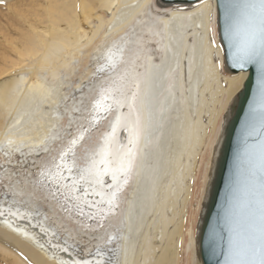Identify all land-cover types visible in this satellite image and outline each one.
Here are the masks:
<instances>
[{"label":"bare ground","instance_id":"1","mask_svg":"<svg viewBox=\"0 0 264 264\" xmlns=\"http://www.w3.org/2000/svg\"><path fill=\"white\" fill-rule=\"evenodd\" d=\"M3 6L0 35L15 37V60L0 48V264H176L198 159L210 148L189 231L192 264H201L197 229L247 77L226 70L215 0ZM93 135L100 142L89 152Z\"/></svg>","mask_w":264,"mask_h":264},{"label":"water","instance_id":"2","mask_svg":"<svg viewBox=\"0 0 264 264\" xmlns=\"http://www.w3.org/2000/svg\"><path fill=\"white\" fill-rule=\"evenodd\" d=\"M168 5L202 0H159ZM216 22L226 70L247 77L229 108L198 233L201 264L252 259L241 252L258 244L264 172V64L257 45L249 54L251 28L245 0H215Z\"/></svg>","mask_w":264,"mask_h":264},{"label":"rangeland","instance_id":"3","mask_svg":"<svg viewBox=\"0 0 264 264\" xmlns=\"http://www.w3.org/2000/svg\"><path fill=\"white\" fill-rule=\"evenodd\" d=\"M5 1L6 0H0V6L4 7L3 3H5ZM211 34H212V38L214 41V33H212V31H211ZM10 37L12 38V40L15 39V37H12V36ZM11 38H7L5 36L3 37V35H0V48L2 47V50L6 51V54L8 55L9 59L13 58V60H15L14 59L15 55L11 51L12 45L8 43L11 41ZM224 73L228 74L226 70H224ZM97 97H99V94H97ZM95 98H96L95 96H90V98H88L85 101L84 105L82 106V112H81L82 119L87 117V120H89L88 116L90 115L92 111L91 105L94 104ZM219 123L220 121L218 122V127H217V131L215 135L218 133ZM67 124H68V120H66L65 125ZM108 127L109 126H106V127L102 126L100 129H98L99 131L97 132L98 133L103 132L101 133L102 135L107 132ZM76 132L77 131L74 128L73 133H76ZM92 140H93L92 143H89L87 145L89 152H93L94 148L100 142V141L98 142L97 136L95 137L94 135H93ZM210 155H211V149L207 148L198 159V167L195 171V175L192 180L191 195L189 197L187 209H186V212L183 218V225L181 228V239L178 242L176 264H192V259H193L192 252L189 249V231L192 229L193 234L195 235L197 223L199 220V215H200L201 208H202L201 204L203 201V194H204L203 193L204 192V177H205V172L207 171V168H208ZM83 157L86 158L85 156ZM142 200L143 198L141 197V205H142Z\"/></svg>","mask_w":264,"mask_h":264},{"label":"snow or ice","instance_id":"4","mask_svg":"<svg viewBox=\"0 0 264 264\" xmlns=\"http://www.w3.org/2000/svg\"><path fill=\"white\" fill-rule=\"evenodd\" d=\"M245 14L251 25L247 48L251 54L257 45L262 53V64H264V0H245ZM261 170L264 172V147L261 149ZM241 255H250L252 259H241L233 264H264V184H262V195L260 202V227L258 244L250 243Z\"/></svg>","mask_w":264,"mask_h":264}]
</instances>
